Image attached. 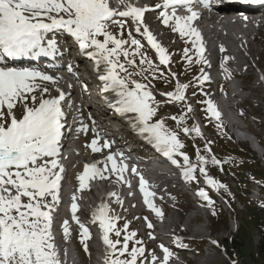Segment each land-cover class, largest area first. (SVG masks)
I'll return each instance as SVG.
<instances>
[{"label":"snow or ice","instance_id":"1","mask_svg":"<svg viewBox=\"0 0 264 264\" xmlns=\"http://www.w3.org/2000/svg\"><path fill=\"white\" fill-rule=\"evenodd\" d=\"M246 2L264 4V0ZM196 4H201L206 9L214 6L213 0H161L154 6L155 9H162L160 17L166 26H171L172 31L182 37H189L198 57L194 61L193 56L189 55L192 49L185 48L184 59L189 66L193 62L208 63L204 55L202 34L194 26V22L201 16L195 10ZM120 6H123L122 10ZM181 7L186 10L187 15L177 14V9ZM148 10L149 6H136L131 0H118L115 7L111 0H0V264H61L52 228L54 213L61 203V181L65 172L60 163L61 141L65 136L66 122L63 104L70 98V93L61 87L64 77L57 74V71H52L58 69L55 63L48 64L47 70L39 66H9L11 62L25 59L39 61L41 58H60L63 49L58 38L60 33L70 36L80 54L95 62L98 79L103 84L101 91L111 92L115 97L109 101V106L116 113L126 116L131 128L152 143L173 164L182 167L186 180H195L199 167V171L213 187L226 188V185L208 176V157L201 155L197 149V162L191 163L187 153L182 151L184 144L178 133L167 128L164 118L154 121L159 104L149 84L133 78L141 76L148 80L151 76L152 79H166L159 66L154 64L146 52L141 51L143 45L131 30L128 31V39L123 38L128 18L133 20L135 32L140 33L155 49L160 64L170 63L167 49L144 21V13ZM244 19L247 20V17ZM110 24L119 25L120 38L110 31ZM192 37L195 39H191ZM220 50L225 51L223 45ZM229 59L231 58L225 56L222 66ZM64 66L69 73L75 75L72 63ZM130 68L133 71H129ZM201 71L202 77L197 79L203 83L209 76ZM225 73L228 76L231 74L227 67ZM169 74L176 77V73L170 70ZM188 87L189 84L180 83L177 79L175 89L163 95L169 102H183ZM83 89L86 91L87 85ZM29 100L31 104L28 103ZM206 103L211 115L220 120L221 114L214 103L211 100ZM18 106L23 110L22 116L17 114ZM191 111L192 107L188 105L187 112ZM187 112L178 117L172 116L171 119L177 121L178 125L183 124ZM92 124L95 131L94 120ZM88 129L89 125L81 113L80 126L76 131L87 132ZM182 131L186 134L195 133L196 136L203 135L198 125L183 127ZM100 140L97 132L86 147L93 153L111 148L113 142L105 140L101 144ZM205 148L211 152L207 144ZM177 156L183 157L182 165ZM123 160V153H109L103 161L85 164L84 171L77 176V191L88 188V182L96 177L108 178L105 173H115L120 180H124L123 173L128 170V165ZM211 163L218 165L222 162L212 156ZM101 164L103 167L99 166ZM131 172L140 176L145 203L162 218L163 211L153 203L151 197L155 194L147 190L143 175L135 167L131 168ZM125 183L130 186V181L125 180ZM109 195L116 196L117 201L122 203L116 193ZM200 195L209 200L203 189L200 190ZM78 199L79 196L74 192L70 209L72 220L81 230V243L87 252V241L91 238V233L76 215L79 210ZM211 203L209 200V204ZM110 211L109 205L102 202L93 213L94 222L99 221L103 232L102 239L108 253L106 264H138V259L146 260L143 241L135 239V231H127L130 222H126L123 229L118 228L116 221L120 217L110 215ZM147 226L154 227L150 221ZM62 229L65 238L70 237L69 220H63ZM122 232L126 233L123 240L119 238ZM112 234L117 239H112ZM134 239L135 244L140 247L133 246L129 249V241ZM181 241V237H176L177 243ZM160 247L164 253L160 264H168L173 253L163 244ZM158 259L153 251L150 264H155ZM140 264H144V260H140Z\"/></svg>","mask_w":264,"mask_h":264},{"label":"rangeland","instance_id":"2","mask_svg":"<svg viewBox=\"0 0 264 264\" xmlns=\"http://www.w3.org/2000/svg\"><path fill=\"white\" fill-rule=\"evenodd\" d=\"M150 22L155 23V20ZM158 30L162 34V45L167 49L168 54L170 55L169 65L159 66L160 62L157 53L155 51L147 49L146 43L140 40L141 44L143 45L141 51L146 52L147 56L151 58L154 64L159 66V70L165 74L166 79H152L151 76H149L148 80H144L141 76H134L133 78L139 82L149 84L151 91L154 93L155 99H162V105L161 101L157 102L159 105H161L159 106L158 112H161L153 118L154 121L164 118V122L167 128L178 133L179 139L184 144V148L182 149V151L187 153L191 163L193 164H196L197 162V149H199L201 155L209 158V163L206 165L208 176L214 178L223 185H226V188L217 189L216 187H213L205 178V176L199 171L198 167L197 176L203 175L206 179V181L202 180V178L199 179L198 185L200 190L204 185L206 187L207 184V187L203 188L206 193H208V191H211L212 194L217 193L220 199L223 200L227 198V201L229 200L233 205V207H229L228 211H226L227 213L229 212L231 216H228V219L225 222L226 215H224V211L219 210L215 206V202L212 201L211 204H213L214 207H211V209L214 212L212 214L210 213V215L201 217L200 222V225L204 229L203 232H205L207 236L211 234V237H209L207 240H203L206 244H204V248L202 247L203 254L201 256H198L194 252H188V258L190 259L191 264H201V262H205V264H211V262L207 260L209 258L212 259V261H214L216 264H243L244 260L242 259L240 254H234L233 250L225 241V237L237 238L238 235L246 233L244 244H249L251 241L256 242L259 239V234L255 229L256 224L264 225V212L261 210V208H264V200L262 199L263 205H260L259 203L261 201H259V198H257L259 192H257L254 188L251 190L249 187H241L240 184V179L243 177L242 179L245 184H248L249 181H251L255 182L253 184H256L258 188L264 186V84L261 86V88L256 87L259 73L261 71H263L264 73V33H260L259 35H257L256 40L252 41L249 44L250 52L246 56L249 60V63L251 61L250 68L255 76L254 78L250 77L249 83H244L245 88L241 86L240 89H238V91L243 94V99H238V102L244 103V107L239 106L237 111L238 113H243V111H245L244 114H242L245 115L248 122V126L245 127V124L242 122V119L240 117L231 115L232 111H225L223 113H220V110H222L221 107H217V105L215 104L216 100L214 84L208 83L205 87L204 81L203 83H201L200 80L197 79L201 78V70H203L204 72L206 64L203 62H193L189 66L187 61L184 59L185 48L192 49V51L189 52V55L193 56L194 61L198 58L195 55L196 50L192 47L189 37H182L180 34H178L180 39L178 40L175 36V32L172 31V27H159ZM128 31L129 30H125L124 32V37H126V39H128ZM228 33L226 35L228 37H232V34ZM191 39H195V37ZM235 41H239V39H235ZM137 64H139V57H137ZM169 70L172 73H176L175 78L169 74ZM129 71H133V69L130 68ZM217 71L218 70L213 72L216 73L215 77H217ZM177 79L180 81V83L189 84V87L185 91L186 99L183 102H169L168 98L163 95V93L173 91L176 87ZM191 88H196V91L191 92ZM209 88L213 89V91L211 90L210 92H208V95H205L204 92L206 93ZM199 89H201L202 94L198 95L197 90ZM188 92L192 93L193 95L188 94ZM190 95H192L194 99H191ZM192 100H199L200 104H195L194 102H192ZM209 100L214 103L217 110L221 114L220 120H217L215 117H213L207 110L208 104L206 102ZM28 103L31 104V101L29 100ZM188 105H191L192 107L191 112H187ZM244 108H246V110H244ZM17 111L19 112V116H22L23 110L19 108V106L17 108ZM185 112H187V116L183 124L178 125L177 121L171 119L172 116L178 117ZM203 112L207 114L206 116L209 118L208 123L212 127L213 131L208 132L205 129V125L201 123L198 114ZM230 120L237 121L244 128H240L236 125H234L233 127L230 123ZM193 125L199 126L203 134L202 136H196L195 133L186 134L182 131L183 127L191 128ZM238 129H241L243 133H247L249 135V139L241 140L240 136L237 135L239 132ZM204 136H207L208 139L204 138ZM206 144L208 148L211 149V152H208L206 150ZM212 156H215L222 163L218 165L212 164ZM177 158L184 163L183 157L177 156ZM223 162L225 163L224 165H222ZM236 174L238 175V177ZM256 185L255 187H257ZM126 189L132 191L131 187H126ZM176 196L177 205L171 208L169 214L171 216V220L172 215L175 216V214L177 213L180 214V218L177 223L179 224L177 229H181L187 226V222L192 216L193 211H190L189 213L183 212L185 204L189 202V200L187 201L186 197L181 193H178V195ZM231 196H234L232 200ZM259 196L263 198L264 194H260ZM209 200L206 201L208 205ZM84 201L85 203L88 202V200ZM248 202L259 204V211L255 213ZM116 203L120 202L116 200ZM189 203L197 205L193 201L192 197H190ZM114 209L122 215V213L120 212V208L116 207ZM84 214L85 212L83 210L80 214H77V216H79V218H82L84 217ZM215 214H219L220 218L218 220L214 219L213 215ZM253 214H256L255 217H253ZM147 216V224L149 221L153 223L151 219L152 214L149 213L147 214ZM182 216L184 218L183 222L181 220ZM129 220L123 221L126 223ZM137 221H140V218L138 216ZM116 225L118 228L123 229L124 225H122V223H120L119 221H116ZM200 225H195L193 223L191 225V231L194 232V229L200 227ZM215 225H217L218 227L214 232ZM132 227H134V224ZM210 228L214 232L213 234L210 232ZM133 231L137 233L135 239L144 238L147 240L148 244L151 245V247H159L154 239H148L149 236L147 234H141L142 228H140V226H135L133 228ZM125 234V232H122L121 237H123ZM121 237L119 238L121 239ZM198 237L200 238L201 236ZM111 238L114 240L117 239L114 234H112ZM213 241H216L218 243H213ZM77 244L83 253L85 259L84 261H89L87 262V264H90V258H88L90 257V254L88 253V251L85 252L83 244L81 243L80 234H78ZM119 247L120 245H118V248ZM135 247L140 246L135 245ZM197 247L200 248L199 246ZM237 249L238 248H236L235 250ZM140 260H144V263L148 261L147 259L145 260L144 258H140L138 259V264H140Z\"/></svg>","mask_w":264,"mask_h":264},{"label":"bare ground","instance_id":"3","mask_svg":"<svg viewBox=\"0 0 264 264\" xmlns=\"http://www.w3.org/2000/svg\"><path fill=\"white\" fill-rule=\"evenodd\" d=\"M136 6H140V4L139 3H137V5ZM240 11H243V10H240ZM243 14H245V13H240V12H236L235 13V15H237V16H240V15H243ZM149 27V29H150V26H148ZM257 30H258V27H257ZM151 31L153 32V34L154 35H156L157 36V38H159V37H161L162 35L161 34H159V32H156V30L151 26ZM213 35H216V33H212ZM242 41L243 40H241L238 44H237V47H236V49H237V51H239V54H241L242 53V59H243V61L246 63V65L247 66H249V67H251V65H250V63H251V61H250V63H249V60H248V58L246 57L247 56V54L250 52V47H249V44H246L247 43V41H245V43L243 44L242 43ZM216 42L219 44V46H218V44H217V52L215 53V54H223L224 55V57L225 56H228V57H230L231 59H232V51H231V49L229 48V46H228V44H227V42H225L224 40H223V37H220V38H217V40H216ZM221 45H223L224 46V48H225V51L224 52H221V50H220V47H221ZM241 57V56H240ZM230 59V60H231ZM219 61V60H218ZM36 64H38V63H36ZM38 66V65H37ZM40 67V66H39ZM64 77V76H63ZM69 82H68V79H66L65 77H64V79H63V81L61 82V87L67 92V93H70V94H72V92H70L69 91ZM243 87H244V85H243ZM55 94V93H54ZM232 94V93H231ZM241 97H242V94L240 93V91L239 92H236L234 95H231V99H233V100H235V102H236V100H238L239 98L241 99ZM67 100L68 99H66V101L64 102V104L67 102ZM17 114H18V116H19V112L17 111ZM84 121L89 125V128H92L93 129V124H92V121H93V119H84ZM130 129L133 131V132H135L136 133V135L137 136H140L136 131H134L131 127H130ZM95 130H96V125H95ZM96 136V133H93V132H91L90 134L89 133H87V132H81V135H80V139L77 141V144H81L82 145V143H83V145L81 146V148H80V150H81V152H82V154H83V159H87L88 157H90V155L93 153L92 151H91V149L90 148H88V147H86V145H88V144H90V142H91V140L94 138ZM240 136V139L241 140H247V139H249V135L247 134V133H243V131H241V134L239 135ZM141 141L144 143V147H147V145H149V144H151V143H149V141L148 140H146L145 138H141ZM100 143L102 144V142H101V140H100ZM78 149V148H77ZM148 150H150V151H153L154 152V154H158V155H156L159 159H161V157L162 158H164V159H168L165 155H163V153H161L159 150H157V148H151V149H149L148 147H147V150H146V152H147V154L149 155V156H151L152 154H150V152L148 151ZM141 153L144 151L143 150V148H141L140 150H139ZM139 151H138V153H139ZM152 153V152H151ZM79 159V158H78ZM127 165H128V170H130L131 171V168L132 167H135L136 169L138 168V169H142L144 166H143V164L142 163H140V162H137V164H135V165H133V163H126ZM77 167H79V169L81 170V172L80 173H82L83 171H84V165H83V163H82V161L79 163V164H77ZM77 175V174H76ZM105 175L106 176H108L109 177V175H108V173H105ZM111 177H116L115 176V174L114 173H112L111 175H110ZM143 176H144V174H143ZM96 178H94L93 179V181L95 180ZM144 179H145V177H144ZM128 181H130V185H131V187H136V189L138 190V184L140 185V176L139 175H137V176H133V174H131V176L128 178ZM129 185V184H128ZM116 189V190H112V189ZM108 191H113L114 193H116V194H118V193H121V195H122V197L123 196H126V194H127V189H126V186L124 185V183L122 184V183H117V182H115V183H113V184H111V185H109L108 186V189H107ZM106 191V189L103 187V188H99V194H98V196H96V197H91L90 199H91V201H90V205L92 206L93 204H96L97 203V201H98V199H101V200H103V201H109V198L110 197H114V196H102V194L104 193ZM112 192V193H113ZM142 195H143V192H141V194H140V197L141 198H143L142 197ZM126 201H127V199H125ZM133 204L134 205H136L137 204V201L135 200L134 202H133ZM118 205H121L120 203L118 204ZM143 213V212H142ZM110 214H112V215H114V216H118V214H117V212L116 211H114V209H112L111 208V211H110ZM146 217V214H142V218L144 219ZM128 218L130 219L128 222H130L129 224V226H130V229H131V231H133V228L135 227V226H139L140 225V222L139 221H137V216H136V214L135 213H130V215H128ZM153 218H154V222H157L158 220H157V218H156V215H154L153 216ZM179 218H180V214H175V216L174 215H172V220L170 219V220H168V222H166V223H159L158 225L157 224H155V223H152L153 224V228H149L148 226H146L145 227V230L146 231H148L149 232V234H152V236L153 237H155L156 239H157V243H161V241H163L164 239H166L167 237H170V236H172L171 235V231L173 232H175V233H178V230H177V228H178V225L179 224H177L178 223V220H179ZM85 219H87V218H85ZM126 221L125 219H123V216H121L120 217V219L119 220H117V221H119L120 223H123L124 221ZM59 221V220H58ZM83 222H85V220H83ZM125 223V222H124ZM133 224H134V227H132L133 226ZM84 225L86 226V227H89L88 225L89 224H87V223H84ZM57 227V226H56ZM79 228V227H78ZM159 229H161V230H163V238H159L158 239V235H160L161 234V231L159 230ZM58 229H55V233H57L58 234ZM177 237H179L178 235H177ZM122 238V237H121ZM139 240H141V241H143V244L145 245V246H147L148 247V249L147 250H145V257L147 258V260L148 261H146L144 264H150V262H151V253L153 252V251H155V253L156 254H158V256L159 255H161V252L157 249V248H153V247H151V245L150 244H148V242H147V240L146 239H144V238H139ZM134 241V240H133ZM135 242V241H134ZM187 241L185 240V241H183V238H182V241L180 242V243H177L176 242V238H173V242L171 243L172 245H175V246H178V247H180V250H181V252H182V254H183V257H187L188 256V249H187V247L184 245V244H187L186 243ZM205 242L204 241H202V244H204ZM206 244V243H205ZM118 247V246H117ZM133 246H130L129 247V249H131ZM203 249V248H202ZM197 251H201V248H199ZM79 256H80V258H81V253L79 252ZM127 256V254H125V257ZM162 257H163V255H161ZM83 261H84V259H83ZM178 261H180V259H178ZM201 262V261H200ZM199 263V262H198ZM213 263L214 264H216L214 261H213ZM155 264H158V263H156L155 262ZM188 264H191V261L188 263ZM201 264H205V262H201Z\"/></svg>","mask_w":264,"mask_h":264},{"label":"trees","instance_id":"4","mask_svg":"<svg viewBox=\"0 0 264 264\" xmlns=\"http://www.w3.org/2000/svg\"><path fill=\"white\" fill-rule=\"evenodd\" d=\"M207 114H201V118L203 120V123L205 125V128L208 132L213 131L212 127L210 126V124L208 123L209 118L206 116ZM204 138L208 139L207 136H204ZM201 145V144H200ZM225 163L223 162L222 165H224ZM240 184L241 187L243 186L244 188H248L249 184H245L243 182L242 179H240ZM212 198H214L213 194L211 196ZM211 198V201L214 200ZM234 198V196H231V200ZM248 199V198H247ZM250 206L252 207V209L255 211V213H257L258 207H256V204L250 203ZM211 207H214L213 204H211ZM216 206V204H215ZM218 207V206H217ZM257 208V209H256ZM223 210L222 208H218ZM224 211V210H223ZM214 211L212 210V213ZM264 212V211H263ZM224 215L225 216V222L228 219V216L230 217V213H227L224 211ZM256 214H253V217H255ZM218 226L215 225L214 227V232L216 230ZM256 231L259 234V239L256 242L251 241L249 244H244L245 242V234H240L238 235L237 238H227L225 237V241L227 242V244L229 245V247L233 250L234 254H240V256L242 257V259L244 260L243 264H264V225L263 224H256L255 227ZM236 248H238L237 250H235ZM254 249V250H253Z\"/></svg>","mask_w":264,"mask_h":264}]
</instances>
